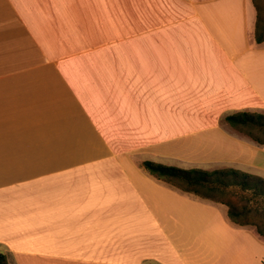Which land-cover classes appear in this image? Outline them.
Returning <instances> with one entry per match:
<instances>
[{"label": "crops", "instance_id": "0c3cea01", "mask_svg": "<svg viewBox=\"0 0 264 264\" xmlns=\"http://www.w3.org/2000/svg\"><path fill=\"white\" fill-rule=\"evenodd\" d=\"M255 20L250 0H0L8 264H264L224 203L142 166L264 178V145L221 122L264 111Z\"/></svg>", "mask_w": 264, "mask_h": 264}, {"label": "trees", "instance_id": "16d2710c", "mask_svg": "<svg viewBox=\"0 0 264 264\" xmlns=\"http://www.w3.org/2000/svg\"><path fill=\"white\" fill-rule=\"evenodd\" d=\"M257 1L260 0H253L255 4ZM255 7L257 16L253 38L255 42L260 43L264 41V19L260 14L259 7L257 5ZM223 118L229 125L245 131L256 142L264 143V140L253 132V130L257 129L264 130V113L238 111L226 114ZM142 166L157 178L164 179L184 191L192 192L200 197L209 198L226 204L228 207V217L231 221L240 225L244 224L238 219L239 216L243 215V212L238 211L236 205L233 203L225 202L214 195H209L206 193L205 188L213 192L214 190H219V188L215 186L225 187L228 184L248 186L251 185L250 183L253 180L255 187L261 186L262 192L264 193L263 178L234 168L214 170H203L198 168L182 169L151 161H143ZM225 180H227V182ZM0 264H8L5 254L2 252H0Z\"/></svg>", "mask_w": 264, "mask_h": 264}, {"label": "rangeland", "instance_id": "374dc122", "mask_svg": "<svg viewBox=\"0 0 264 264\" xmlns=\"http://www.w3.org/2000/svg\"><path fill=\"white\" fill-rule=\"evenodd\" d=\"M250 3L254 7V10L256 11L257 16V10L256 5L259 7L260 14L263 16L264 19V0L257 1L256 4L253 2V0H250ZM256 24V20H255ZM255 29V25L254 28ZM254 33V32H253ZM263 42V41H262ZM253 112V111H252ZM259 113H264V111H254ZM223 127L231 131L237 135H240L241 137L245 138L246 140L254 143H258L255 140H253L245 131L239 130L231 125H229L224 118L221 119ZM254 134H256L259 138L264 140V130H253ZM264 145V143H258ZM259 162V161H256ZM182 165V166H181ZM175 166L189 169V168H199L203 170H214V169H226V168H234L238 170H246V172H250L252 175H255V169H253L251 166H245L240 164H232L230 162H227L225 160H219V161H209L207 163H204L202 166L196 165L195 162H178ZM258 177H261L259 175H255ZM262 178V177H261ZM264 179V178H263ZM227 182V180H225ZM224 181V182H225ZM223 182V183H224ZM251 185L248 186H238L234 184H228L227 186H215L218 187L219 190H214L213 192L206 189V193L209 195H214L215 197L220 198V200H224L225 202H231L234 205H236L238 211H242L243 215L239 216V221L243 222L245 226L248 228H251L254 230V232L260 236L264 237V193L262 192L261 186L255 187V183L253 180L250 183ZM226 205V204H225ZM227 206V205H226ZM5 254V253H4ZM7 263L9 256L5 254ZM261 261L264 263V257L261 258Z\"/></svg>", "mask_w": 264, "mask_h": 264}]
</instances>
